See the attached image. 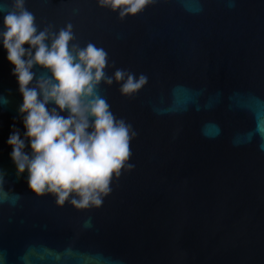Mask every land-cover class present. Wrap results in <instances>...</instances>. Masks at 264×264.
<instances>
[{
	"label": "water",
	"instance_id": "95a60500",
	"mask_svg": "<svg viewBox=\"0 0 264 264\" xmlns=\"http://www.w3.org/2000/svg\"><path fill=\"white\" fill-rule=\"evenodd\" d=\"M10 3L0 0V30ZM26 7L40 28L71 22L81 47H103L108 76L148 80L131 97L100 85L137 133L134 167L100 207L60 206L28 189L27 172L16 179L7 139L26 129L0 41V264H264V0H154L122 21L96 0Z\"/></svg>",
	"mask_w": 264,
	"mask_h": 264
},
{
	"label": "clouds",
	"instance_id": "9594fccd",
	"mask_svg": "<svg viewBox=\"0 0 264 264\" xmlns=\"http://www.w3.org/2000/svg\"><path fill=\"white\" fill-rule=\"evenodd\" d=\"M153 2L96 0L99 8L118 13L121 21L142 13ZM73 28L71 22L58 30L52 24L40 28L26 0H11L3 14L0 41L14 65L12 74L22 95L18 113L26 129L22 138L13 126L7 144L17 181L27 172V187L35 196L50 194L57 205L68 202L87 209L100 207L111 192L113 177L125 167H134L128 162L137 133L111 111L100 85L115 82L122 95L131 97L148 78L121 68L108 76L106 69L115 64L109 62L108 52L92 42L81 47ZM34 67L50 76L37 75ZM0 103L6 104L7 99L0 97ZM26 141L30 153L25 151ZM5 178L0 170V184ZM89 226L90 220L85 221Z\"/></svg>",
	"mask_w": 264,
	"mask_h": 264
}]
</instances>
